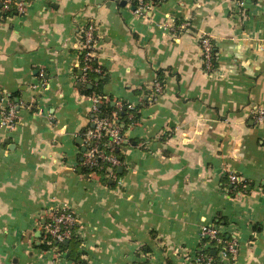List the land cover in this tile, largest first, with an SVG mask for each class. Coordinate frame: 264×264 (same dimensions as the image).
I'll return each mask as SVG.
<instances>
[{
  "label": "crops",
  "instance_id": "0c3cea01",
  "mask_svg": "<svg viewBox=\"0 0 264 264\" xmlns=\"http://www.w3.org/2000/svg\"><path fill=\"white\" fill-rule=\"evenodd\" d=\"M132 11L124 0H29L0 17V111L10 103L17 117L11 129L0 122V264H76L38 247L46 211L61 206L78 219L82 264H192L204 224L237 240L228 264H264V122L251 113L264 106V0ZM91 22L103 94L139 112L109 185L82 165L94 95L80 92L79 30ZM39 71L45 84L33 87ZM230 173L245 191L230 195Z\"/></svg>",
  "mask_w": 264,
  "mask_h": 264
},
{
  "label": "built area",
  "instance_id": "2783aa9c",
  "mask_svg": "<svg viewBox=\"0 0 264 264\" xmlns=\"http://www.w3.org/2000/svg\"><path fill=\"white\" fill-rule=\"evenodd\" d=\"M128 4L133 5V13L140 17L147 16L148 12L152 10L162 0H124ZM29 0H0V13L9 11L11 7H14L18 14L25 11ZM186 25V24H185ZM182 28L184 25L181 26ZM80 40L79 49L81 52V76L79 80L81 83L88 81L87 72L94 71L100 73L101 67L97 64L92 66L90 61L95 58V40H96V26L94 23H86L83 27H80ZM199 47L202 55L203 69L210 74L216 71L215 62L216 53L214 51V43L207 35H202L198 40ZM39 82L34 83L33 87L38 85L43 86L45 81L43 79V71H39ZM161 83L158 79L153 82L154 92H161ZM92 113L98 112L100 99L96 96L92 97ZM117 110L111 113L110 117H102L95 115L92 118V128H89L83 139L82 151V165L86 168L93 169L106 163V172L108 176H115L114 169L123 166L124 161L116 154V150H119L124 138L125 133L122 132L120 124L117 121L118 110L122 109V103L116 104ZM128 109H134L131 104L127 105ZM255 120L258 122H264V106H254L251 110ZM1 124L6 128L11 129L17 122L14 106L8 104V108L1 109ZM128 117L132 120L131 125L136 123L134 121L133 113H129ZM102 144V146H101ZM97 177L95 171L90 172ZM228 181L230 184H241L246 186V180L236 173H230L228 175ZM47 221L43 228V243H45L48 249L54 250L57 255L64 250L59 251L57 244L68 241L72 236L78 234L77 223L78 219L74 212L67 206L53 207L46 211ZM222 233L219 227L215 224H204L201 226L200 235L201 238H208L205 244L199 246L196 253L191 257L192 264H228L233 261L238 252V242L232 235L228 240H223L219 234ZM211 240H214L216 244H223V247L218 252L219 263L215 262L211 255L204 253L203 250L211 248L214 245L211 244ZM147 264H150L147 262Z\"/></svg>",
  "mask_w": 264,
  "mask_h": 264
},
{
  "label": "trees",
  "instance_id": "16d2710c",
  "mask_svg": "<svg viewBox=\"0 0 264 264\" xmlns=\"http://www.w3.org/2000/svg\"><path fill=\"white\" fill-rule=\"evenodd\" d=\"M18 14L17 11L15 10L14 7H11L9 11L0 13V17L1 18H5L8 16H13ZM96 58V57H95ZM93 58L92 61H90V63L92 64V66H96L97 65V61L96 59ZM215 64V63H214ZM79 73V69L76 70V74L78 75ZM159 76L161 77L160 73H158ZM81 75H79L80 77ZM87 78L88 81L86 83H82V86L80 87V92L85 94V95H89V96H96L98 97L101 101L99 104V109L97 114L96 113H91V118H93L95 115H99L102 117H110L111 113L115 110H117V107L115 105H111V98H107L103 92H102V86L104 84V82L107 80V74H105L104 70L102 69V71L100 73L94 72V71H88L87 72ZM158 80L160 81V78H158ZM88 85H91V88H87ZM128 103L123 102L122 103V109L118 110V115H117V121L120 124L121 130L122 132L126 131L128 129V126L131 125L132 120L128 117L129 113H133L134 115V121H137V119L139 118V112H138V107H134V109H128L127 108ZM92 122L90 123V125L88 126L89 128H92ZM102 146V144H101ZM116 154L118 156H120L119 150H116ZM106 163L102 164L101 166L95 167L93 169H89L86 167L84 168L85 172H91V171H95L101 181L105 184L109 185V180L112 179V176H108L107 172H106ZM115 171V177L118 179L119 177L122 176V174L117 173V169H114ZM228 191L230 193L231 196L236 195L239 192L245 191L246 190V186L243 187L241 184H230L228 182H225ZM222 218H216V223H221ZM219 236L223 239V240H228L232 235L222 232L219 234ZM209 240L208 238H202V241L205 242ZM211 244H213L214 246L211 248H207L206 250H203L204 253H207L209 255L212 256V258L214 259L215 262L219 263V257H218V252L220 251V249L223 247V244H216L214 243V240L210 241ZM80 245V240L77 239V237L72 236L69 240L68 243L65 245L64 243H60L57 244L58 249L60 250H65L67 251L66 253V257L71 259L73 262H75L76 264H82L84 263V260L81 259L80 255L81 253L78 252V247ZM38 247L42 248V249H48L49 246H47L45 243H41L38 245ZM144 251H148L149 248L147 247H143L142 248ZM136 264H147V261H143V262H138Z\"/></svg>",
  "mask_w": 264,
  "mask_h": 264
},
{
  "label": "water",
  "instance_id": "95a60500",
  "mask_svg": "<svg viewBox=\"0 0 264 264\" xmlns=\"http://www.w3.org/2000/svg\"><path fill=\"white\" fill-rule=\"evenodd\" d=\"M87 88H91V85H88ZM82 139H79V143H81ZM82 150H84V147L82 148ZM79 172H82V168L78 169ZM122 172V167H118L117 168V173H121ZM68 243V241H65L64 244L66 245Z\"/></svg>",
  "mask_w": 264,
  "mask_h": 264
}]
</instances>
